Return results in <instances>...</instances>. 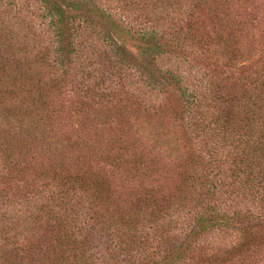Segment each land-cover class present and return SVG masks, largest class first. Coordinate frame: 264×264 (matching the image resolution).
<instances>
[{
  "label": "trees",
  "instance_id": "obj_1",
  "mask_svg": "<svg viewBox=\"0 0 264 264\" xmlns=\"http://www.w3.org/2000/svg\"><path fill=\"white\" fill-rule=\"evenodd\" d=\"M0 264H264V0H0Z\"/></svg>",
  "mask_w": 264,
  "mask_h": 264
},
{
  "label": "rangeland",
  "instance_id": "obj_2",
  "mask_svg": "<svg viewBox=\"0 0 264 264\" xmlns=\"http://www.w3.org/2000/svg\"><path fill=\"white\" fill-rule=\"evenodd\" d=\"M141 124L145 130L143 133L151 141H153L151 137L155 139L154 141L157 140L163 151L170 156L171 163L177 165L184 150L177 124L167 117H145Z\"/></svg>",
  "mask_w": 264,
  "mask_h": 264
}]
</instances>
